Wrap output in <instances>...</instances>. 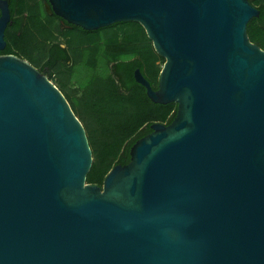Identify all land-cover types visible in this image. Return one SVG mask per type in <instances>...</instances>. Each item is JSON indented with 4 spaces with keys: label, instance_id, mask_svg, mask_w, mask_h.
<instances>
[{
    "label": "water",
    "instance_id": "95a60500",
    "mask_svg": "<svg viewBox=\"0 0 264 264\" xmlns=\"http://www.w3.org/2000/svg\"><path fill=\"white\" fill-rule=\"evenodd\" d=\"M87 30L140 22L169 123L87 181L86 128L49 76L0 54V264H264V48L251 0H47ZM0 49L11 12L0 0Z\"/></svg>",
    "mask_w": 264,
    "mask_h": 264
},
{
    "label": "trees",
    "instance_id": "16d2710c",
    "mask_svg": "<svg viewBox=\"0 0 264 264\" xmlns=\"http://www.w3.org/2000/svg\"><path fill=\"white\" fill-rule=\"evenodd\" d=\"M251 2L259 8L260 13L249 21L248 34L251 40L264 48V0H251ZM12 10L13 14L21 16L20 27L18 31L9 28V46L5 52H12L26 58L41 70L47 65L53 67L51 72L46 74L66 95L75 113L83 122L92 147L94 160L87 174V181L102 185L107 172L115 164H124L130 160L132 144L152 130L153 122L169 123L176 114L177 102H154L148 96L146 87L138 82L134 75L135 69L139 67L152 86L157 88L162 68L159 61L162 60L164 63L165 57L157 52L140 22L122 20L93 30L76 27L79 32L72 35L78 37L72 42L71 60H67V55L56 47L51 49V54L55 58H49L47 39L53 32L42 24L37 15H32L33 13L42 14V10L29 9L25 3H22L17 9L12 7ZM26 11H30L31 15L28 14L29 18L23 24L22 18ZM82 37L85 40H81ZM0 52L4 53V49ZM86 55L90 58L93 66H97L100 58L105 59L109 71L105 75L104 83L99 84L92 80V84L87 85L81 83L76 77L77 81H74L75 64ZM117 74L120 75V78L117 77ZM54 75H57V81H54ZM87 93L93 97H101V106L115 108L109 109V111H104V108H101V113L105 116H110V113L116 109H121L124 112L122 115L125 117L138 116L135 128L128 130L114 144L113 139H110V127L106 125L104 131L101 129V135H99L101 138L96 139L93 136L95 135L93 132L95 120L92 114H88L87 109L81 105ZM73 98L75 101H72ZM118 105L121 107L116 108ZM141 111L144 112V115L140 114ZM89 133L92 139H90Z\"/></svg>",
    "mask_w": 264,
    "mask_h": 264
},
{
    "label": "rangeland",
    "instance_id": "374dc122",
    "mask_svg": "<svg viewBox=\"0 0 264 264\" xmlns=\"http://www.w3.org/2000/svg\"><path fill=\"white\" fill-rule=\"evenodd\" d=\"M159 63L163 65L162 60H160ZM75 67H76V72L73 74L74 78L76 77L77 79H79L81 83L83 82L87 85H91L92 80L96 81V83L99 84L104 83L103 80L104 79L106 80L105 75H107L109 71V67L105 59L100 58L97 66H93L90 62V58H88V55H86L81 61L77 62L75 64ZM102 76H104V78H102ZM56 77L57 75L53 76L54 81H57ZM76 78L74 79V81H77ZM84 98L85 99L82 100L81 105H83L87 109L88 114H92V117L95 120V125L93 126V132L96 136L93 135L91 131L90 132L96 139H98V137L101 138V136H99L101 135V129L104 131L106 125L110 127V131H111L110 139H113L114 144L117 143L128 130L135 128L138 122V116H135L134 118L125 117L122 115L124 114V112L121 109H116L110 113V116H105L103 113H101L102 111L101 108H104V111L106 110L109 111V109H115V108L112 106H104V105L101 106L102 98L93 97L90 95V93L89 94L87 93V96H85ZM72 101H75V99L73 98ZM119 107L121 106L118 105L116 108ZM140 114L144 115V112L141 111ZM91 134L89 136L90 139H92ZM93 160H94V156H93Z\"/></svg>",
    "mask_w": 264,
    "mask_h": 264
},
{
    "label": "flooded vegetation",
    "instance_id": "af4514ba",
    "mask_svg": "<svg viewBox=\"0 0 264 264\" xmlns=\"http://www.w3.org/2000/svg\"><path fill=\"white\" fill-rule=\"evenodd\" d=\"M46 1L47 0H8L9 7H10V12H11V18L10 21L8 22L5 32H4V38L6 40V44L4 46V53H12V52H5L6 48L9 46V28L11 27L12 30H17L20 27V15L13 14L12 7L17 9L22 3H25V5L32 10H42V14H32V15H37L38 19L42 22V24L51 30L53 34L48 36V43H49V58H55L51 54V49L56 47L60 51H62L64 54H66L67 60H71L72 58V51H73V45L72 42L73 40L77 39L78 36L73 37V33L79 32L76 27L78 25L72 24L68 22L66 19H63L60 15L56 14L53 11H50L46 7ZM1 13V9H0ZM30 11H26L24 13L23 19V24L25 23L26 19L29 18ZM81 27V26H79ZM87 30V29H85ZM81 40H85L83 37ZM2 50V49H0ZM3 52H0V54ZM55 55V54H54ZM53 56V57H52ZM40 69V68H39ZM53 69L52 66H45L42 67V70L44 73H49ZM117 77L120 78V75L117 74Z\"/></svg>",
    "mask_w": 264,
    "mask_h": 264
}]
</instances>
